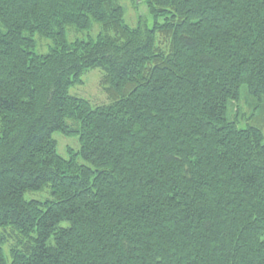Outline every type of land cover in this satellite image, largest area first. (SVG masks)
<instances>
[{
    "label": "trees",
    "instance_id": "trees-1",
    "mask_svg": "<svg viewBox=\"0 0 264 264\" xmlns=\"http://www.w3.org/2000/svg\"><path fill=\"white\" fill-rule=\"evenodd\" d=\"M143 1L0 0V264H264V0Z\"/></svg>",
    "mask_w": 264,
    "mask_h": 264
},
{
    "label": "rangeland",
    "instance_id": "rangeland-1",
    "mask_svg": "<svg viewBox=\"0 0 264 264\" xmlns=\"http://www.w3.org/2000/svg\"><path fill=\"white\" fill-rule=\"evenodd\" d=\"M121 5L124 9V21L126 24L134 27L139 22L148 28H151L154 23L153 17L149 14L147 6L143 0H122ZM161 21V19H159ZM99 32V24L94 22L90 30H76L73 27L66 28V38L68 41H73L75 39L87 40L88 38L95 39L97 33ZM35 41V47L33 51L38 54L46 53L51 46V41L38 36L37 34L33 37ZM103 70L101 68H94L86 70L82 75L83 83L80 85H74L70 88L69 92L77 97L87 99L92 105H103L108 103L106 94L100 84V78L102 77ZM253 100L244 96L236 103L231 104V113L238 114L241 122V126H244L243 118L250 115L252 111ZM254 124L252 122H249ZM53 138L57 141V151L60 155L67 157L65 152L66 147L72 149H78L79 142L76 137H66L58 132H55ZM48 192L44 189L41 191H28L25 193L27 199H38L43 200L48 197ZM13 242L9 239L8 245L4 246V254L7 260V264L10 262V257L8 254L7 247Z\"/></svg>",
    "mask_w": 264,
    "mask_h": 264
}]
</instances>
